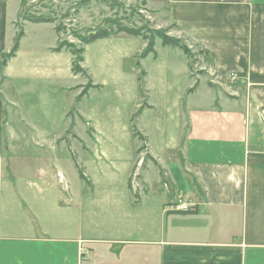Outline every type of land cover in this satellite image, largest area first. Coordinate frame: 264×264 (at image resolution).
I'll return each instance as SVG.
<instances>
[{"label": "crops", "instance_id": "obj_1", "mask_svg": "<svg viewBox=\"0 0 264 264\" xmlns=\"http://www.w3.org/2000/svg\"><path fill=\"white\" fill-rule=\"evenodd\" d=\"M142 1L158 29L176 26L205 53L204 65L242 79L219 88L202 84L191 78L188 56L159 39L146 58L140 36L113 34L83 46L87 83L67 89L75 93L66 106L56 104L62 134L50 141L70 144V156L24 163L37 178L56 166L69 200L55 186L41 205L24 192V205L52 211L53 222L0 229V264H264V0ZM20 6L21 0H0V59L13 47ZM22 23L18 50L0 74V146L4 106L16 104L3 95L7 83L14 92L12 83L24 81L27 101L26 92L61 84V58L78 76L70 52L54 51V25L31 23L50 27L52 44L41 53L24 50L30 22ZM93 46L86 67L84 54ZM133 80L135 101L123 113L85 103L90 91L110 84L132 99ZM200 84L218 96L198 105ZM37 163L44 168L35 169ZM176 197L194 202L196 212H173Z\"/></svg>", "mask_w": 264, "mask_h": 264}, {"label": "rangeland", "instance_id": "obj_2", "mask_svg": "<svg viewBox=\"0 0 264 264\" xmlns=\"http://www.w3.org/2000/svg\"><path fill=\"white\" fill-rule=\"evenodd\" d=\"M20 17L51 22L58 30L59 41L75 46V50L82 48L81 39L88 37L90 33L102 30L115 34L117 30H131L139 33L143 40H150L155 31H162L167 37L178 40L188 50L191 78H199L202 84L218 88L227 80L233 82L242 79L235 73L221 75L208 65H204L205 53L176 26L167 25L162 30L158 29L160 21L154 19L149 6L142 0H22L16 20V34L22 29L23 21L21 22ZM23 30L29 40L24 48L26 52L36 50L48 53L47 49L52 44L50 27L33 26L27 23ZM156 39L158 38L154 41ZM148 40H144L146 47ZM186 43L191 46V49ZM94 46L84 54L86 67L89 65L88 58L92 57ZM67 56L68 53L64 52V57ZM41 60L45 61L43 58ZM61 66L63 77L61 84H49L47 90H44L42 86V90L38 88L28 91L25 93L29 98L27 101L23 96L24 81L12 83L11 87L14 88V92L8 89L9 83L4 87V97L13 102L16 100V104L15 107L4 106V127L0 146L2 156L0 159V229L8 225L41 229L53 222L54 213L52 211L32 210L24 205L22 198L24 192L35 194L37 197L34 200L35 204L41 205V197L50 193L52 187L55 186L58 194L63 199L69 200L68 187L70 186L65 180L61 181L58 178L56 166H50L49 174L41 178H37L38 174L32 177L24 169V163L29 164L32 156L41 155L48 164L57 156H70V144L62 147L61 143H50L62 134L58 112L55 109L57 105L59 109L66 106L70 100L68 97H73L75 90L67 89L80 84L85 85L87 79L81 75L74 76L67 71L63 67V58H61ZM202 84L198 86L195 95L198 105H204L209 99L218 96L214 90ZM136 86L137 82L133 80L134 97L132 99L127 98L123 90L115 89L114 85L110 84L90 91L85 103L91 108L110 107L121 110L123 113L125 108L129 110L135 101ZM40 97H44L45 104L39 99ZM33 108L44 111L40 114H30ZM46 109H52V111L47 113ZM74 132L78 137L84 138L83 127L77 126ZM39 167L44 168L43 165L37 163L35 169ZM74 180L79 182L77 178ZM81 183L83 186L87 185L85 181ZM131 198L135 199L133 196Z\"/></svg>", "mask_w": 264, "mask_h": 264}, {"label": "trees", "instance_id": "obj_3", "mask_svg": "<svg viewBox=\"0 0 264 264\" xmlns=\"http://www.w3.org/2000/svg\"><path fill=\"white\" fill-rule=\"evenodd\" d=\"M21 5H22V0H21ZM21 18V17H20ZM23 22H30V23H34V24H48L51 23L47 20H41V19H27V18H21L20 19ZM56 32L58 33V30L55 28ZM119 33H124L130 36H134V37H138L140 36L139 33L131 31V30H117L116 34ZM115 35V33H109L107 31H98L96 33H90L88 34V37H85L83 39L80 40V43L82 44V47L85 45H88L96 40L99 39H104L107 38L111 35ZM154 36L148 40V45L145 49V51L141 54V58H146L148 55L154 53L153 47H154V39L158 38L163 46L166 47H172V48H179L180 50H182V52L188 56V50L186 48L183 47L182 44H180V42L178 40H175V38H170L167 37L166 34L162 31H155ZM23 36V32L20 29V31L18 32V34H16V37L14 39V43H13V47L11 49V51L7 54H3L1 56L0 59V74L2 73L4 67L6 66L7 62L14 57L15 53L18 50L19 47V41L21 39V37ZM145 41H147L146 39H144ZM61 50H67L70 52V54L73 57V61H72V68L71 71L73 74L75 75H81L83 77H86V73L85 71L81 68V63H82V54H83V48H80L78 50H75V46L73 45H66L64 43H61L60 41H58V44L56 46V49L54 50L55 52H60ZM141 81V78H139ZM91 88V86L89 84H87V86L84 88V90L82 91L81 95L79 96L78 100H80L81 97H83L86 92L88 91V89Z\"/></svg>", "mask_w": 264, "mask_h": 264}, {"label": "built area", "instance_id": "obj_4", "mask_svg": "<svg viewBox=\"0 0 264 264\" xmlns=\"http://www.w3.org/2000/svg\"><path fill=\"white\" fill-rule=\"evenodd\" d=\"M261 154L264 156V148L262 149ZM59 179L62 180L61 177H59ZM132 188H134L133 183ZM169 208H171L173 212L179 214H191L196 212L197 205L194 202H191L190 200H187L183 197H176L175 200L169 205Z\"/></svg>", "mask_w": 264, "mask_h": 264}]
</instances>
